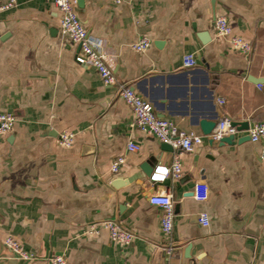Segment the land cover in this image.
Segmentation results:
<instances>
[{
    "label": "crops",
    "instance_id": "crops-1",
    "mask_svg": "<svg viewBox=\"0 0 264 264\" xmlns=\"http://www.w3.org/2000/svg\"><path fill=\"white\" fill-rule=\"evenodd\" d=\"M75 3L116 78L157 116L194 133H202L203 118L248 127L231 143L205 138L191 152L162 149L136 129L115 86L76 61L79 44L61 32L52 0H14L0 13V110L15 115L0 135V264H46L56 254L66 264H264V147L243 138L264 119V0ZM218 15L251 43L248 54L216 35ZM143 36L150 45L134 51L131 43ZM188 53L193 67L183 65ZM62 131L75 134L68 147L58 142ZM129 140L138 151L127 150ZM178 153L180 175L154 177ZM117 156L124 162L114 173ZM147 161L150 174L140 167ZM196 182L207 185L205 200L194 198ZM165 192L174 204L170 237L160 227L161 209L149 203ZM102 219L134 238L122 244L104 229L84 233ZM7 236L35 259L14 258Z\"/></svg>",
    "mask_w": 264,
    "mask_h": 264
},
{
    "label": "built area",
    "instance_id": "built-area-1",
    "mask_svg": "<svg viewBox=\"0 0 264 264\" xmlns=\"http://www.w3.org/2000/svg\"><path fill=\"white\" fill-rule=\"evenodd\" d=\"M115 3L121 0H114ZM52 3L58 13V22L60 30L73 42L79 44L80 50L76 56L78 63H83L93 67L102 82L105 85L115 86L117 95L131 108L133 114V124L141 132L156 137L159 141L169 144L172 148L180 152H191L197 145L201 144L203 139L208 138L218 141L224 136L235 135L238 130L231 124L227 117L220 118L214 128L208 134L194 133L181 130L172 120L159 117L154 111L153 105L138 94L130 85L119 81L111 67L106 61L105 54L100 50V40L88 34L87 29L81 22L77 11L75 0H52ZM14 5V0H7L0 3V13L8 10ZM213 28L216 35L226 38L230 45L236 51L248 54L252 48L251 43L243 37L232 32L228 18L225 15H218L214 19ZM150 45L148 37H140L131 43L134 51H144ZM183 65L193 67L195 59L192 54L183 56ZM223 100L219 98V102ZM15 121V115L12 112L0 110V135L8 133ZM247 135L252 142H258L264 147V119L252 124L247 130ZM75 139V134L69 131H62L58 134L59 144L68 147ZM126 148L128 151H138L139 145L129 140ZM179 153L174 155L169 167H158L154 173L156 178H164L166 175H172L177 178L181 173V160ZM264 157V156H263ZM124 162L123 156H117L111 163V171L117 172ZM208 188L204 182H196L193 186V196L196 200L202 201L207 198ZM149 203L156 205L162 211L160 217V227L164 235L171 236L174 219V204L169 192L153 194L149 197ZM201 225L209 224V215L202 211L198 215ZM101 229L108 233L111 241L128 244L134 238V233L119 222L113 219H102L89 223L84 233L96 235ZM4 245L14 258L20 261H30L35 259L33 253L26 251L22 245L14 238L7 236ZM169 246L168 250H171ZM46 264H66V259L61 254H56L46 259Z\"/></svg>",
    "mask_w": 264,
    "mask_h": 264
},
{
    "label": "water",
    "instance_id": "water-1",
    "mask_svg": "<svg viewBox=\"0 0 264 264\" xmlns=\"http://www.w3.org/2000/svg\"><path fill=\"white\" fill-rule=\"evenodd\" d=\"M199 124H200L201 130H202V133L203 134H208L214 128L216 122L214 120H212V119L203 118V119H201L199 121ZM231 124L236 126V128L239 129V130L240 129H246L248 127L247 123L242 124L240 122H231ZM237 126H239V127H237ZM243 138L244 139H249L248 135H245ZM233 140H234V135H228V136H224L221 139H219V142H221V143H231V142H233ZM209 141H210V143H212L213 140L209 139ZM162 149L171 150V146L169 144H167V143H163L162 144ZM140 167L143 169V171L145 173L150 174L151 169H152L150 161H147L146 164H143Z\"/></svg>",
    "mask_w": 264,
    "mask_h": 264
}]
</instances>
